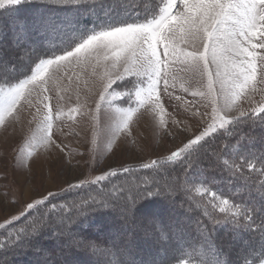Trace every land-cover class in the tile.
<instances>
[{"label": "rangeland", "instance_id": "obj_1", "mask_svg": "<svg viewBox=\"0 0 264 264\" xmlns=\"http://www.w3.org/2000/svg\"><path fill=\"white\" fill-rule=\"evenodd\" d=\"M19 1L0 0V7ZM121 1L146 11L154 0ZM156 1L153 18L96 31L71 50L39 60L21 79L17 75L26 72L37 48L15 30L6 34L3 30L11 26L0 18V232L49 197L175 159L238 117L264 109V0ZM24 13L28 17L33 9ZM263 122H254L262 140ZM250 130L243 132L250 136ZM245 146L240 145L243 151ZM201 150L199 161L217 162L213 148ZM227 152L226 157L231 155ZM230 157L226 160L234 166ZM195 159L193 155L191 162H198ZM258 165L251 158L246 162L251 172ZM181 170H166L170 178L161 186L190 202L188 194L172 185ZM189 176L198 179L194 171ZM127 177L122 189L126 194L135 191L127 189V183L134 182ZM193 191L217 213L227 211L226 199L200 185ZM116 198L122 210L109 211L108 221L99 223L119 229L111 239L127 240L134 233L136 241L143 242L147 231L167 222L165 216L175 211L171 198H166L169 204L152 200L138 206ZM128 213L136 219L131 226L121 219ZM195 222L186 225L190 231ZM227 234L225 246L233 259L256 246H242ZM75 238L92 253L85 259L108 256L93 237L77 233ZM171 241L161 245L165 255L178 249ZM161 246L133 251L131 257L143 253L145 264H158Z\"/></svg>", "mask_w": 264, "mask_h": 264}, {"label": "trees", "instance_id": "obj_2", "mask_svg": "<svg viewBox=\"0 0 264 264\" xmlns=\"http://www.w3.org/2000/svg\"><path fill=\"white\" fill-rule=\"evenodd\" d=\"M124 4L121 0H22L0 7L2 24L11 26L3 31L8 34L7 31L15 30L20 39L31 41L37 48L26 72L17 77H26L39 60L71 50L96 31L145 22L153 18L156 8H159L156 0L150 2L146 11L139 6ZM30 8L33 13L26 17L27 13L24 12L29 13ZM259 118H264V109L257 114L238 117L175 159L133 168L131 174L130 171H121L99 182L73 186L43 200L0 232V264H145L143 253L139 257H131V253L172 243L171 240L178 249L173 254L165 255L161 246L158 264H173L180 260L197 264H259L264 257V156H259L264 155V140L261 139L263 136L260 137L261 131L254 125ZM243 123L244 128L240 127ZM248 127L251 128L250 136L243 132ZM212 144L215 145L212 147ZM239 144H246V150L243 151ZM203 147L213 148L212 155L217 162L206 165L199 161L203 156ZM228 149L231 155L226 157ZM193 155H196L199 163L191 162ZM229 156L233 157L234 166L227 162ZM249 158L259 164L254 166L255 171H249L250 166H246ZM179 167L182 170L178 179H174L178 183L174 185L173 182L172 185L181 194H188L190 202L177 196L175 191H166L161 186L165 179L170 178L166 170ZM193 171L198 179L189 176ZM248 172L255 174V177ZM129 175L134 182L130 185L127 183V189L133 188L135 191L131 192V189L126 194L122 190L123 182L128 181ZM196 185L226 199L227 211L219 214L209 207L193 191ZM137 195H141L140 200ZM116 197L133 206L152 200L169 204L166 198L175 199L177 204L174 203L175 211L165 216L168 221L147 231L143 242L136 241L134 233H130L127 240H117L116 237L111 239V234L119 232L118 228L99 226L100 222L108 221L110 213L122 210L116 205ZM126 215V218H121L122 222L131 226L136 219L130 213ZM113 218L114 221L119 219ZM180 218H184V221ZM189 220L196 221L192 231L186 226ZM168 223L172 225L167 226ZM77 233L81 237L84 234L93 237V242L102 246L109 253L108 256L104 259L96 254L95 258L85 259L86 254L91 252L83 241L75 238ZM227 233H231V238L242 246L250 248L252 243L256 246L250 249V253L233 259L225 246L228 243ZM156 234L163 237H156Z\"/></svg>", "mask_w": 264, "mask_h": 264}]
</instances>
